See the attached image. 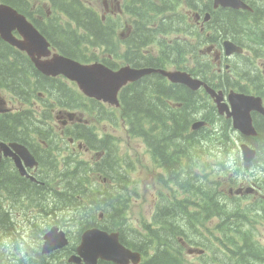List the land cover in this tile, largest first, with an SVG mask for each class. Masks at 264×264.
I'll return each instance as SVG.
<instances>
[{
	"label": "trees",
	"instance_id": "trees-1",
	"mask_svg": "<svg viewBox=\"0 0 264 264\" xmlns=\"http://www.w3.org/2000/svg\"><path fill=\"white\" fill-rule=\"evenodd\" d=\"M129 1V4H127V11L130 14L131 18L137 17L138 26L135 27V30L132 32L131 36L128 38V36L125 38L124 43H127L126 50L124 52V58L125 62L134 65L136 67H142L138 63L137 60H132L128 58L127 53L128 50L132 47H136L139 49V44L141 42H145L141 33H139L138 28H142L143 23L139 20L137 16V5L139 7L145 6L144 0H127ZM178 0L177 4L179 3ZM203 1V0H200ZM23 2V0H21ZM52 6L57 9L60 13H64L69 21L68 23H62V19L59 14L55 13L54 16L50 17V22L46 24L45 21H42L41 23L38 20L33 19V23L41 30V32L49 38L51 41L52 39L46 35V33L52 34L53 38L57 41L58 38L61 37V35L64 34V32H68L69 30L72 33V37L66 42V47L63 49V53L71 58H75L83 63H91L96 61V56L94 53L88 54L86 50H88L90 45H101L102 47L105 45V39L103 36L108 37L114 36L113 39V49L112 54L113 56L116 54L115 50V43H116V31H112L111 29L105 28V21L102 20V17L98 14V12L93 9L91 5H87L83 0H51ZM137 3V5L134 4ZM207 10L211 12V20L207 23V26L209 28L216 27V30L221 32L222 37L227 35H234L238 36L240 30H245L247 32H250L251 34H256L258 31L255 28L249 27V21L251 19H256L258 15L251 14L249 12H246L247 15L242 16V14L236 10H228L225 12L224 10H212L211 4L209 2ZM185 4L187 6V9H194L197 10L189 0H185ZM13 6H16L17 9L26 14V9L22 10L20 6H18L17 0L12 4ZM147 6H149L147 4ZM52 9L54 10V8ZM153 11H158L159 13L164 12H170L168 9L164 6H160L159 8H155L150 6ZM27 15V14H26ZM28 16V15H27ZM56 16V18H55ZM29 17V16H28ZM142 17V16H141ZM178 17V16H177ZM30 18V17H29ZM74 18V20H73ZM169 18H172V21H169ZM180 20V18H178ZM177 20L176 16L174 15H168L164 19H161L160 21L166 22L169 26L173 24V22ZM182 20V16H181ZM245 21L246 25L245 28L242 29L240 23ZM70 22H74L75 27L71 26ZM149 26H151L154 21L153 19H149L146 21ZM184 22L185 25L193 27L194 30L198 33V35L201 33L200 28L196 25L190 24L188 22V15H184ZM136 23V22H135ZM46 30L44 27H47ZM176 26V23H175ZM193 37L185 34L183 38H175L173 39L176 43H179L181 46H183V51L185 52H192L196 53L195 49L190 46L189 41L192 40ZM76 40V41H75ZM3 42L4 44H2ZM79 47L76 49V45ZM53 43V41H52ZM54 44V43H53ZM162 44H165V41L162 40ZM0 45L7 46L11 50L13 47H11L9 44L1 40L0 38ZM197 46V45H196ZM147 46H145L146 48ZM160 47H162L160 45ZM112 48V47H111ZM144 48V50H145ZM140 52V51H139ZM141 53V52H140ZM142 54V53H141ZM204 56V55H203ZM206 57V56H205ZM10 57L5 55H0V64H2L5 69H2L0 67V76H2L4 79L2 81L6 82L7 79L10 81V76L25 80L28 82V79L25 76V70H19L18 68L15 69L13 64L9 61ZM15 61H21L20 56H15ZM11 60V59H10ZM23 61H29V59L26 57V60ZM103 63L110 67H114V65L117 67V65L111 61L109 58H103L101 60ZM242 62H236V64H240ZM31 64L28 62V65L26 66V69L31 70L32 67ZM172 65L176 66H183V70H187L190 72L195 73L193 67L187 66L186 63L175 62L172 63ZM1 66V65H0ZM152 66L155 68L164 67L161 61V56L159 54H155L153 52L145 53L143 54V67ZM212 63L210 61L201 63V72L203 74V78L207 80L209 77L207 75H211L210 77H217L219 78L222 76L224 79L221 80L225 84L230 83L226 82L228 79V72H223L222 75L218 73H214L212 71ZM243 70L242 76L249 77L250 75L254 74V72L258 75L257 71L253 70L251 66L241 65L240 66ZM8 68L15 69L14 72H11L9 74H5V72L8 70ZM3 70V71H2ZM241 70V71H242ZM212 71V72H211ZM262 73L259 74L261 76ZM226 78V79H225ZM251 85H253L252 90H249L246 93H253L259 96L264 97V79L260 77L259 83L249 82ZM225 84L222 85V87H227ZM233 87H236L239 85V83H231ZM19 87L16 89L17 93H20V89L23 88L21 93H25V96L30 95L29 91H25L24 83L17 84ZM63 96H67L66 88L63 87L62 90ZM71 96L74 97L75 100H84L85 102H94L93 99H88L87 97L83 96L77 89H72ZM79 96L82 99H78ZM120 102H121V110H122V117L127 123V129L129 134L141 138L146 146L148 147L151 154H154V151H160L161 162L167 166L173 175L170 173L167 174L164 170V175H162L163 181L166 183L171 184H177L178 186L183 188V183L187 182L193 187L194 192H196V195L199 196L202 192L200 189L202 187L201 182H193V178L190 177V175H186L182 168H181V161L178 157V154L169 155V146L166 141H172L175 142L179 139L183 140L184 142L193 141L197 138L200 140L202 139V133L201 130L199 131H191L190 126L193 121L197 120L196 118L199 117V114L202 111L208 110L210 111V108L212 107L213 113L217 114L215 106H209L206 102L208 99L207 95L202 91H194L188 88L185 85L182 84H169L167 80L157 73H151L147 74L142 77V79L135 81L133 83L128 84L125 86L121 92H120ZM169 99H175V103H170ZM97 103V102H96ZM183 103V107L180 106V104ZM99 104V103H97ZM102 106V105H100ZM89 108V107H88ZM212 113V112H211ZM31 119H37L32 116V114L27 113L26 111H18V112H12V111H5L0 112V139L3 138H14L18 135L25 138V136H31L34 133H38L35 131H28L25 129L27 120ZM227 121L229 125L226 124L225 128L222 130H225V136L222 134L223 132L220 130L217 132H209V128L205 129L206 132L209 135H204V137H207L211 142L213 139H217L220 143H223V150L228 151L229 148L227 146L230 144L228 141H232L231 136L236 137L235 133L233 132V128L230 125L229 119H224ZM254 124L256 126V135H250L249 137H246L245 140L250 143L254 148L257 150V158L253 162V164L260 163L262 164L259 158L264 156V115L255 113L253 116ZM38 121V119H37ZM174 125H178L181 129L178 130L174 127ZM38 126V122H37ZM85 126V125H82ZM85 130H77L75 132V135L78 138L85 139V142L87 141L93 149L101 150V148L98 146V143L96 142L97 139H95L94 135H88V132L86 129H89L93 132V129H90L88 127H83ZM157 128L160 130V138L156 141L154 137L151 136L152 130ZM33 138V137H32ZM104 140L110 141L111 139H107V137H103ZM224 138V139H223ZM36 141V138H33V141ZM242 140V139H241ZM244 141V140H243ZM112 143L116 144L114 139L111 140ZM242 142V141H241ZM238 141L236 139V142L233 141V147H237ZM182 146V150L186 147ZM178 150V148L176 149ZM175 151V150H174ZM196 151V150H195ZM118 155V154H117ZM200 155V154H197ZM36 156H40L38 152H36ZM222 157L224 159V162L227 161V153L225 152L222 154ZM202 158V156H201ZM43 158H41L42 160ZM106 155L101 158L99 162H101L100 166V172L104 173L105 175H110V177H114L108 170L110 169H116V170H122V174H118L117 177H119V181L122 184V191L121 189L112 183V188L108 189L104 192L97 191V193L94 195L95 200H91V203L93 204L91 211L88 214L82 215V213L85 212V209L81 208L78 209V212L81 213V216L79 217V222L81 227H79V232L82 231L87 227H92V225H95V221L97 216L100 213H105L102 217H99L97 220L96 226H99L105 230L113 231V230H119L121 232V241L126 246H132L133 249L142 251L145 255L143 261L141 264H186L185 261L182 259L181 254V245L177 238L179 236H182V232H185L184 229L190 228L191 230H194L197 225H199L201 222V226L204 225L203 222L206 219H209L212 215H217L221 218L222 222H220L217 226L218 232L224 237V243L222 246V250L230 249L231 255H243L244 256V264H247V259L250 253H258L259 245L256 240H254V232L251 230L255 226L252 224L251 228L246 230V228L243 225L238 224L237 220L231 215H236L237 213V206L244 207L245 204L242 203L241 199L233 198V200H222L221 197L224 196V192L222 189L219 188V186L222 184V182H225L226 179L229 178V176L224 173H218L216 178H209L207 179V192L204 193L206 196L203 199L205 202V205L200 209L199 211L191 212L187 211V205L185 201L177 202L171 199H168L167 197L161 196L159 198V201L156 205V209L153 216V222L155 225H157L156 228L150 229V231L142 232L138 228L132 227L127 217H125V214L128 212L131 202L133 201V193L134 191L131 189L132 186V179L130 177V171H129V164L127 163L124 165H120V168L118 166V162L116 159H110L108 162ZM240 159V158H239ZM43 161V160H42ZM105 163L104 167L102 164ZM158 166L161 167L160 162H158ZM240 165H249L244 164L240 159ZM98 165V162L96 163ZM4 168L8 169L10 172H12L18 180L14 183L6 184V180L8 179L7 173ZM162 168V167H161ZM163 169V168H162ZM68 170L67 166L63 167L62 171ZM86 170V171H84ZM75 172V178L73 180L75 181V184H69L67 183L63 188V193L61 191H58V195L60 193V196L64 198L65 201L70 200L73 198V206L74 210L77 209L78 205L85 206L87 204V201L85 199L80 200L77 198V192L80 194L81 197L86 196L83 193L82 188L84 187L86 183V179L90 181L91 179V173L88 172V168L85 169L83 167L75 168L72 170ZM182 172L181 175L176 176V174ZM199 171L197 168L195 169V172ZM84 174H82V173ZM235 176L240 175L239 172H235ZM231 173V172H230ZM229 174V172H228ZM197 175V174H196ZM175 176V177H174ZM86 177V178H85ZM197 177H199L197 175ZM100 178V177H99ZM101 179V178H100ZM101 180L98 185L100 184ZM254 184H257L256 182H253ZM29 181L27 179H24L18 175V172L15 170L13 165L9 163V161L6 158H0V239L4 238V234L8 231L6 228H9L6 220L7 216H10V212L6 208V205L3 206V199L5 197H13L16 200L15 193H13L14 190H17L18 194H21L22 191H29L28 188ZM127 192L128 194H124L123 192ZM188 197V195H187ZM193 198L188 197L187 203H189V200L191 201ZM76 200V201H75ZM17 201V200H16ZM78 201H80V204H78ZM255 201L252 204H249L245 207V210L250 214L251 221L252 216L255 214H258V216H264V200L261 197H258V204ZM40 206H44V203L41 202ZM214 214H210V210ZM239 211V210H238ZM243 214L238 215L239 220H243L245 212H242ZM111 216L112 218L108 220V217ZM4 223H3V222ZM156 222H162L163 226H158ZM186 223V227L183 228V224ZM252 223V222H251ZM14 230H20L16 226L14 227ZM142 235L141 238L143 240V246L141 243L137 241V236ZM233 238L237 240H233ZM232 243L231 244H229ZM169 245V246H168ZM255 247V248H254ZM39 248V246H38ZM69 253H71L72 248L69 247ZM152 249V254H149V250ZM166 250V251H165ZM34 254H39L40 259L34 258L33 256L26 262V264H50L49 262L53 263L54 258L56 259L54 264H67L63 258L59 259L57 253L53 252L51 254H42L39 250L33 252ZM168 258V260H167ZM0 259H4L0 261V264H25V261L22 259L10 256L5 254L4 252H0ZM99 264H114L111 262L106 261H100Z\"/></svg>",
	"mask_w": 264,
	"mask_h": 264
},
{
	"label": "rangeland",
	"instance_id": "rangeland-1",
	"mask_svg": "<svg viewBox=\"0 0 264 264\" xmlns=\"http://www.w3.org/2000/svg\"><path fill=\"white\" fill-rule=\"evenodd\" d=\"M51 1V0H50ZM87 5H91L96 9L97 12L102 14L106 17V15L112 16L113 19H110V22L105 23L106 27H112L114 30L117 29L116 37L117 42L115 43V46L117 48V56L118 58H111V61L116 63L117 65H123L125 62V58L121 53L124 49L122 44V38L123 34L126 33V29H123V27L119 26L121 25V21L117 20L119 19L116 17L121 12V3L122 0H83ZM46 0L37 1V4L42 7V10L44 11L46 8ZM145 6L147 4L149 6H152L154 8L160 7V0H144ZM52 8V5L48 6V9ZM181 16V14H180ZM124 18V19H123ZM141 21V18L138 17ZM122 19L127 20L129 19V16H127L125 13H122ZM120 21L119 23L115 21ZM169 21H172V18H169ZM179 21L181 22V25H179ZM176 23V26H175ZM174 27H177L179 30L178 32L182 33L183 35L187 34L189 36H192L194 39H196L191 31L193 30V27L187 26L182 22V20H175L172 24ZM241 28L244 29L246 22L243 21L240 23ZM146 27H150L149 25ZM145 27V28H146ZM154 30L158 29V26H151ZM182 29H184V32H182ZM213 33L220 34L221 32L216 30V27L214 26L212 28ZM70 34L71 31H68ZM205 34L207 32H204ZM1 34V33H0ZM178 33H175L173 36H177ZM242 39H244V36L239 35ZM1 40H5L1 35ZM170 38V37H168ZM60 41L62 40V37L58 38ZM76 41V40H75ZM191 47L195 48L196 51L198 49L195 47V42L189 43ZM76 45V42H75ZM79 47L76 45V49ZM88 54L94 53L96 56V61L102 62L101 60L103 58H108L113 56L112 49H107L104 46L101 45H90L88 50H86ZM258 50H255V48L250 47L249 54L250 56H253ZM161 56V60L165 61L167 67L169 69L171 68L172 63H175L179 60H182L183 63H189L191 62V59L193 58L194 53L192 52H185L183 50H170L167 53L164 52H158L155 54H159ZM246 54L247 51H246ZM248 57V55H247ZM246 57V58H247ZM200 59L203 62L209 61L207 57L201 55ZM210 59L212 60L211 63H213L214 59V53L210 55ZM255 63L258 61H254ZM216 65L215 63H213ZM247 66L253 67L252 64H248ZM197 71V70H196ZM228 81L230 83H239L242 86L246 85L245 92H248L249 90H252L253 85H251L245 77L237 76L235 74H232L231 72H228ZM211 75H207V77H210ZM40 78V76H38ZM257 76H254L253 78L256 80ZM260 79V78H259ZM212 81L214 84L219 83V79L217 77H213ZM71 83V82H70ZM2 98H7L9 96H6L4 91H0ZM24 106H26L29 103L38 102L42 105V108L35 112V116L37 119H31L27 120L26 124L28 131H35L38 130L40 127H42L40 130L43 131L44 128H46L48 124L52 127L53 131L50 130V134L45 132V134L41 135V140L36 142L35 147L39 149V153L41 154L42 158L46 161H50L48 163V166L42 167V170L38 171V178L41 180H45L42 183L43 190L36 191L35 183L37 181H32L28 187L30 190L25 192L22 191L21 194L15 193V198L13 197H5L3 199V206H5L7 203H9L8 211L10 212V216H7V224L10 226L9 228H6L8 231L6 234H4V238L8 237H15L18 238L19 235L22 233V231L27 228L29 231V234L31 238L38 242L39 251L42 244V236L44 233L49 230L52 226H59L60 228L64 229L66 232L68 231L72 243H77V238L79 236V227H81L79 222V217L81 216V213L78 212V209H85V212L82 213V215L85 216V214H88L91 211V206L93 205L91 203V200H95L94 195L97 193V191L104 192L108 189H111L112 183L118 186L122 191V184L119 181V177L111 178L110 175H105L104 173L99 171V168H97L95 162L99 159V155L87 150L82 142H79L77 140H72L71 142L69 139H72L74 137L73 134L64 135L67 128L60 123V120H67V117L65 116V111L58 107L55 99H53L51 96H16ZM214 102V100H213ZM10 105V102H8ZM208 105L212 104L210 100H207L206 102ZM8 106L6 105L5 108ZM94 111L93 116L88 115L85 112H78L76 116L73 117V119L81 118L85 120L88 124L92 125L95 129H93V134L95 135V138L99 140V147L105 152L107 161L110 159H116L118 162V166L124 163L126 165L129 164V168H131V179H132V186L131 189L134 191L133 193V201L131 202L130 208L128 212L125 214V217H127L129 224L132 227L138 228L140 231L145 232L150 231V229H154L157 227L152 220L154 216V207L155 204L158 202L160 198V194H162L163 197H167L168 199H173L177 202L185 201L187 205V211L195 212L199 211L205 205V202L202 198H204L206 195L204 193L207 192V179L209 178H216L218 173H224L228 171H235L242 174V176L236 180V178L231 179V183L228 182H222V184L219 186L220 189H222L225 192V196L223 197V200L227 199V193L229 189L232 190V188L239 189L241 192L249 193L248 190L250 189L251 193L253 192L254 196H261L264 200V161H261L262 164H250V165H240V159L244 163L242 158V152L240 149L241 140L238 141L237 147H233V141L236 142V137L231 136L232 141H228L230 144L227 146L229 148L228 151L223 150V143H220L217 139H213L211 142L207 137L204 135L207 134L206 130L204 132L202 131V139L196 137V139L189 142H184L183 140L179 139L175 142L172 141H166L165 143L168 144L169 149L168 153L169 155L178 154L180 156L181 161V168L183 172L186 175H190V177L193 178V182H197L199 179V182H201V185L203 189L201 188L200 191L202 192L199 196L196 195V192H194L193 187L187 182L183 183V188L178 186L177 184H171L166 183L163 181L162 175L163 171L170 173L171 170L165 166V164L161 163V160L159 158L160 150L157 154H150L146 146L144 145V142L141 138L135 137L131 134H129L127 129V123L124 120V118L121 116L122 112L121 110L117 109L118 112H114V115L112 114H105L99 111L95 107H91ZM100 109L106 110L108 108L107 105L99 106ZM118 108V107H115ZM73 110L70 109L69 112H72ZM210 111H202L199 115H203L205 117H211L212 124L209 127V132H219L220 130L223 132L222 134L225 136V130H222L226 126V122L223 118H219L216 116V113H213L212 107L210 108ZM49 115L51 116V119H49ZM34 116V117H35ZM35 117V118H36ZM227 119V118H226ZM76 121V120H74ZM72 120L67 121L68 126L70 127V122H74ZM211 121V120H210ZM38 122V126H37ZM47 122V123H46ZM230 125L232 127L233 125V119H230ZM152 130V128H151ZM57 132L61 134V136H57ZM160 130L157 128L153 129L150 133L152 137L155 138L157 141L158 138H160ZM209 135V136H213ZM53 135V136H52ZM39 137V136H38ZM103 137H112L115 139V141L118 143V146L111 141H105ZM75 138V137H74ZM224 139V138H223ZM43 140H46L47 142H51L50 144L55 145L59 150H54L56 152V155L60 157V160L52 159L50 160L49 156L47 155V151H44L43 148H45V142ZM84 141V140H82ZM187 145L183 150L182 146ZM50 147V146H49ZM49 147H47L49 149ZM178 148V150H176ZM175 150V151H174ZM196 150V151H195ZM58 152V153H57ZM118 152L120 155H117ZM177 152V153H176ZM227 153V159L228 156L231 153L236 154V161L237 166L233 168H229L227 161L224 162V159L222 157V154ZM200 154V155H197ZM73 157L72 159H69L68 157ZM202 156V158H201ZM48 157V158H47ZM68 158V159H67ZM240 158V159H239ZM260 160H264V156L259 158ZM67 161V162H66ZM158 162H160L161 167L163 169H160L158 167ZM245 164V163H244ZM53 165L54 169H53ZM87 165L89 166V169L98 173L100 176L91 177L90 181L86 179V183L84 187L82 188L84 195L81 197L80 194L77 192V198L80 200L85 199L87 201V204L85 206L78 205L77 209L74 210L72 207L73 203H66L65 200H63L57 193L53 192V188H58L60 190H63V187L69 183L74 185L75 181L73 180L72 170L75 168L83 167L87 169ZM105 163L102 164L104 167ZM67 166L68 170L62 171L63 167ZM49 167H51L49 169ZM198 169L199 171L195 172V169ZM109 172L111 174L116 175L122 174V170H116V169H110L108 168ZM86 171V170H84ZM258 172V173H257ZM75 173V172H73ZM82 173V172H81ZM180 174H176V176H179L182 174V172L179 171ZM83 174V173H82ZM199 177H197V175ZM84 175V174H83ZM249 175V176H248ZM260 176V177H259ZM175 177V176H174ZM253 177V178H252ZM49 178V179H48ZM86 178V177H85ZM101 180L100 184L98 185L99 181ZM259 180V181H257ZM240 182V183H239ZM252 182H257V184L260 186L259 190L257 191L255 189H252L250 186L252 185ZM58 184L61 186H58ZM34 186V187H31ZM64 191V190H63ZM61 191V193H63ZM52 192V196L54 197L49 198ZM124 194H128L127 192H123ZM187 194L193 198L191 201L189 200V203H187V199H185V196L187 197ZM254 196L250 197L246 200V202L253 201V199H256ZM230 200V199H229ZM76 201V200H75ZM40 202H43L45 206L41 207L38 204ZM78 204H80V201H78ZM246 204V203H245ZM237 206V213L236 215H231L237 220L238 224L244 225L249 224L252 225L255 222L254 228L251 230L254 232V238L256 242H258L259 245V252L253 253L249 255L248 264H264V216H258V214H255L251 216L250 214L245 210V207ZM210 210V207H209ZM239 210V211H238ZM89 212V213H88ZM242 212H245L243 220H239L238 215L243 214ZM210 214H214L210 210ZM98 218V216H97ZM96 218V219H97ZM108 218H112L109 216ZM210 218H213L210 220ZM209 219L205 220V228L208 230H211L215 227V225L218 226L220 222H222L221 218L219 216L212 215ZM252 222V223H251ZM158 226H163L164 224L161 222H156ZM17 227L20 230H14V227ZM165 226V225H164ZM183 228L186 227V223L182 225ZM185 232H182L183 236L186 238L181 239L184 250H182V258L187 262V264H215V261L219 264H242L239 263V259L237 258H231L223 253L222 246L224 243V237L218 232V234L210 233L211 231H206L202 228L201 225H197L194 230H191L190 228L184 229ZM142 235L137 236V241L142 244L143 246V240L141 238ZM180 238V237H179ZM178 239L179 242H181ZM80 238H78L79 241ZM189 239L191 242H189ZM186 242L188 246H186ZM78 244V243H77ZM74 245V244H73ZM207 246V253H203V255L198 254H192L189 255L187 252L188 247H199V246ZM202 248V247H199ZM255 248V247H254ZM66 252H58L57 255L59 259H62L66 262L65 258ZM149 254H152V249L149 250ZM146 254H144L145 256ZM38 258L39 254L32 253L31 257ZM147 256V255H146ZM4 260V259H0ZM56 259L54 258L53 263L49 262L50 264H54Z\"/></svg>",
	"mask_w": 264,
	"mask_h": 264
},
{
	"label": "water",
	"instance_id": "water-1",
	"mask_svg": "<svg viewBox=\"0 0 264 264\" xmlns=\"http://www.w3.org/2000/svg\"><path fill=\"white\" fill-rule=\"evenodd\" d=\"M223 6H228L229 0H217ZM217 3V4H218ZM216 4V5H217ZM243 4V3H242ZM232 6L237 8L241 6L239 0H233ZM243 7L245 5L243 4ZM18 28L24 39H17L11 33V29ZM0 33L2 37L10 44L16 46L20 50L26 51L35 61L37 68L43 74L50 76L64 75L68 79L77 82L79 88L90 97H95L99 100L109 102L119 106L118 99L121 88L130 82H134L143 76L158 72L154 68H133L131 66H123L119 69H111L103 63L85 64L73 58L65 57L59 54H54L48 60H39L34 57L36 53L50 54L48 43L41 33L27 20L23 15H18L11 8L0 5ZM226 54L230 55L234 51H239L238 48L230 49V44L226 43ZM163 74L171 80L182 82L185 86L193 90L204 86L206 90L213 96H216L211 88L203 81L193 79L185 72H167ZM222 95H218L216 101L220 113L226 112L233 117L234 128L245 135H250L255 132L252 125V119L249 113L252 110H262L259 98L251 97L250 100L243 94H231L229 101L234 108H238L240 113L236 116L230 113L227 104L221 103ZM1 104V101H0ZM246 155V161H251L256 155L254 149L242 145ZM1 152L5 156H10L14 159L16 166L22 174H25L23 161L28 166L37 164L33 154L24 146L18 144L7 145L0 144ZM44 244L42 253L47 254L59 247H67L69 242L65 234L59 227L55 226L48 231L44 236ZM190 253L193 250H189ZM201 253V251H197ZM99 260L115 262L116 264H138L140 261L139 253H131L120 241L118 232L103 231L97 227L87 229L82 234V241L77 248V252L72 254L70 261L73 264H81L83 261L86 264H98Z\"/></svg>",
	"mask_w": 264,
	"mask_h": 264
},
{
	"label": "flooded vegetation",
	"instance_id": "flooded-vegetation-1",
	"mask_svg": "<svg viewBox=\"0 0 264 264\" xmlns=\"http://www.w3.org/2000/svg\"><path fill=\"white\" fill-rule=\"evenodd\" d=\"M15 1L16 0H0V5L11 6L12 4H14ZM189 1L199 11L206 10L207 7H208V3L200 1V0H189ZM244 1L250 6L249 9H233V10H236V11L240 12L242 14V16L247 15L246 12L258 15L256 19H251L249 21L250 23L248 24L249 27L255 28L258 31V33L251 34L250 32H247L245 30H240L239 33H241V35L244 36V39H242L239 36L240 34L238 36L228 35V37H226L225 39L230 38L232 41H235V43H233L234 44V48L237 47L239 49V51L236 52V53H233V54H231L229 56H227L225 53H222L220 51L215 52L213 61L216 62V65H214L212 63V65H214L212 67V71L214 73H218V74L222 75L223 72H231L232 74H235L237 76H242L243 70H242V68L240 66L241 65L244 66L246 64L247 65L248 64H252L253 65L252 69L255 71L256 68L254 66V62H253V59H252V57L254 55L257 58L258 62L264 66V0H244ZM17 2H18V6H21L22 10L26 9L27 14L31 18H33L35 20H38L40 22V20L38 18L41 15V14L38 13V11L40 10V7L37 4H34L33 6H31L29 4L30 0H23V2H21V0H17ZM33 2L36 3V0H33ZM177 2H178V0H161L162 6L166 7L168 9V11H170L172 13V15L176 16L177 20H179L178 18H180V20H181V16H180V13H179V8H178V5H177ZM134 4L137 5V3H135V2H134ZM13 7H15L17 9L16 6H13ZM229 9H231V8H229ZM137 11H138L137 16L141 18V22L143 23L142 28H138L139 29V33H141V35H142V37H143L145 42H141V44H139V49L137 48V45H136V47H133V48L131 47L128 50V53H127L128 58H130L132 60H137L138 63L140 64V66L143 67V54H144L145 46H149L154 53H158V52L167 53L171 49L172 50H177V51L184 50L183 46H181L179 43H176L171 38H168L169 35H171L172 32H178L179 29L177 27H174L173 25L169 26L166 22H162V21H157V25H154V26H158L157 30H154L153 27H151V26L150 27H146V26H148V24L146 22L147 20L155 19V15H154L153 9L150 6L139 7L137 5ZM103 18L106 19L105 16H103ZM126 24H128V26L126 27V32L128 33L127 36L129 38L131 36L132 32L135 30V27L138 26L137 18L136 17L135 18H131L130 22L129 23L126 22ZM179 25H181L180 21H179ZM44 28L48 29V26L44 27ZM18 30H19L18 28H14L13 29V33L16 36L20 37ZM211 30H212V28H210L206 34L201 32L199 35H198L197 32L191 31L193 36L196 38L194 40H195L197 46L200 47V50H202L201 46H202L203 43L206 42V40H208L211 43H214V44L218 45L219 48H221L222 43H220V42L223 41L224 38L222 37L221 33L220 34H216V33H213V31H211ZM182 32H184V29H182ZM46 35L49 36L52 39V41H53L55 47L57 48V50H61L62 51L66 47V44L64 43L63 40H61V41L58 40L57 41L56 39H54L52 37L53 35L49 34V33H46ZM159 36L160 37L162 36V38L165 41L164 45L161 44L162 47L157 45L158 44L157 41H158ZM64 38L67 39V34L64 36ZM103 38L105 39V45L108 44L109 42H111L112 43V48H113L114 36H113L112 41L107 39V37H105V36H103ZM203 38H205V39L203 40ZM1 43L4 44L3 42H1ZM250 47H253V48H255V50H258V52H256L253 56H250V54H249ZM0 48H2V47H0ZM6 48L10 49L8 47H6ZM105 48L109 49L107 46H105ZM17 51L18 50L13 47L12 52H17ZM244 51H247L248 57H247V55L244 56ZM21 53L24 54L23 52H21ZM200 56H201V54L194 53L193 58L191 59L190 63L192 64V67L194 68L195 73L190 72V71H188V72H189L190 75H192L194 77H199V78L203 79V74L201 72L202 60L200 59ZM9 61H10L11 64H13L15 69L18 68L19 70H22V69L25 70V76L28 79V82H26L25 80L16 79V78H14L12 76H10V81H7L6 83L4 81L0 80V91H4L6 96H25L26 92H24V93H17L16 92L17 88L19 90V87L17 86V84L24 83L25 91L28 90L29 93H30V96H54V99H55L57 105L62 106V107L68 105V103L70 101V95H71L70 89L72 87V84L69 81H65L64 82V80H63L64 78L63 77H52V76H47V78L45 80H41L38 77V74L40 72L36 69L34 63H33L34 65H32L30 63L31 64L30 66L34 70V72H32V71L26 69V67L24 66L25 65L24 63L17 62V61H14L12 59L11 60L9 59ZM161 61H162V64H163L164 67H159L157 69H169L167 67L165 61H163V60H161ZM178 62H179V64L183 63L182 60H179ZM236 62H238V63L242 62V63L236 64ZM117 66H121V65H117ZM131 66L137 68L134 65H131ZM114 67L116 68L115 65H114ZM177 68L183 70V66H181V65L177 66ZM15 69L8 68V70L5 72V74H9L11 72H14ZM153 73L160 74L169 83L168 78L166 76H164L161 72H153ZM254 76H257L256 80L253 78ZM242 77H245V79L248 82L259 83L260 76H259V74L257 75L255 72H254V74L250 75L249 77H246V76H242ZM219 78H220V80L224 79L222 76H220ZM141 79L142 78H140V80ZM138 80H136V81H138ZM226 82H229V81L227 80ZM64 83H66L65 88H66L68 97L63 96V93H62L63 84ZM59 85H60V87H59ZM182 85H184V84H182ZM226 85L229 88H233L231 83H227ZM22 89L23 88H21L20 90H22ZM37 89H40V91L37 92ZM194 91H196V90H194ZM169 102L170 103H175L176 101H175V99H169ZM91 103H93V102H91ZM98 103L100 105L103 104L100 101ZM183 105H184L183 103L180 104V106H182V107H183ZM7 106H8V108L6 110L12 111L11 108H10L9 103H7ZM209 106H213V104H209ZM14 110L15 109L13 107V111ZM111 110H113V109H111ZM90 111L92 112L91 114L93 115L94 111L93 110H90ZM113 111L114 112H118L117 109H114ZM79 112H83V111H79ZM76 114H74V115L73 114H69V117H67V120H60L61 124L64 125L67 128V130L64 133V135H69L70 133L73 134V132L77 131V130L79 131V126H78L77 123H75L76 121L85 122V120H83V119H81L79 117L76 118V119H73V117L76 116ZM226 116L229 117L227 113H226ZM49 119H51V116H49ZM228 119H230V118H228ZM69 120H72V121L76 120V121L70 122L71 126L69 127L68 126V122H67ZM208 123L210 124L209 121H208ZM226 123H227V121H226ZM227 125H229V124L227 123ZM26 126H27V124H26ZM174 127L177 128L178 130L181 129L178 125H174ZM48 128L51 129V131H53V129L50 126V124H48ZM200 129H202V128H200ZM38 134H39V137L37 138V140L39 142L41 140L40 139L41 138L40 134L43 135V134H45V132H43V131L42 132H38ZM56 135L57 136H61V134H59L58 132H57ZM3 140L6 141L7 143L18 142V143L27 145V149L33 154L37 164H35L33 166H28L23 161L25 174H22L19 171L17 166L13 163L12 157L6 156L5 158L9 161V163L13 164L14 168L17 170V172L19 173L18 175L20 177H22L24 179H27L29 181V184L32 181H37L38 182V183H35V185H36L35 189L37 191L38 190V186L39 185L41 186V181H40L41 179L38 178V171L42 170V167L48 166V163L50 162V161H46L44 159H42L43 160L42 161V160L39 159L40 157L36 156V152L39 151V149L37 147H35L37 140L33 141V138L31 136H25V138H23V137H21L19 135L17 137H14V138H8V137L7 138H3ZM72 140H77V139L73 137L72 139H70V142ZM43 141L45 142V148H43V150L47 151V155L50 157L49 159L50 160H52V159L60 160V157H58L56 155V152L54 151V150H59V149L55 145L50 144L51 142H47L46 140H43ZM77 141H79V140H77ZM79 142H83V141H79ZM47 147H49V149ZM158 152L159 151H154L155 154H157ZM2 157L3 156L1 155V151H0V158H2ZM178 157L180 158V156H178ZM68 158L72 159L73 157L69 156ZM162 164H164V163H162ZM54 166L55 165H53V169H54ZM50 168L51 167H49V169ZM3 170H5V172L7 173V177H8V179L6 180V184L14 183V182H16L18 180V178L12 172H10L8 169L4 168ZM43 181L45 182V180H42V182ZM28 187H30V186L28 185ZM31 187H34V186H31ZM16 191L17 190H14L13 193L16 192ZM104 214L105 213H100L98 215V218L102 217ZM98 218L96 219V221L98 220ZM109 219H111V218H108V220ZM116 231H118V230H116ZM201 247H203V248H205L207 250V246L203 245Z\"/></svg>",
	"mask_w": 264,
	"mask_h": 264
},
{
	"label": "bare ground",
	"instance_id": "bare-ground-1",
	"mask_svg": "<svg viewBox=\"0 0 264 264\" xmlns=\"http://www.w3.org/2000/svg\"><path fill=\"white\" fill-rule=\"evenodd\" d=\"M252 7V6H251ZM253 9V8H252ZM73 20H74V18H73ZM75 21V20H74ZM107 28H109V29H111L112 31H114V29L112 28V27H107ZM213 28V27H212ZM212 31V30H211ZM67 34V39H65L64 38V36ZM61 37H62V40L64 41V43L66 44V42L72 37V34H70L69 32H64V34L63 35H61ZM226 37H228V35L227 36H224V39L226 38ZM107 39H109V40H111L112 41V39H113V37H111V36H108L107 37ZM105 46H107L109 49H113V48H111L112 47V43L111 42H109L108 44H106ZM104 46V47H105ZM0 47H2V48H0V55L2 56H5V55H7V56H9L10 57V59H12V60H14L15 61V56L17 55V56H20L21 57V61H17V62H21V63H24L25 65V67L28 65V61H23V60H26V55L25 54H22L21 52H19V51H17V52H12V50L11 49H7L6 47L7 46H4V45H0ZM58 51H60V52H62L63 53V50L61 51V50H58ZM231 55V54H230ZM99 63H103V62H99ZM103 64H105V63H103ZM1 66L0 67H2V69H5L6 67H4L2 64H0ZM158 70V72H161L162 74H163V72L165 71V69H157ZM168 70V69H167ZM30 71H32V72H34V70H33V68L30 70ZM186 74H188L191 78H195V79H199V80H201V81H204L203 79H201V78H199V77H194V76H192V75H190L189 74V72L188 71H186L185 72ZM164 76H165V74H163ZM38 76H40V79L41 80H45L46 78H47V76L48 75H46V74H43V73H39L38 74ZM2 79H4L2 76H0V80H2ZM169 80V84H183L182 82H177V81H173V80H171V79H168ZM7 81H9V79H7ZM6 81V82H7ZM5 82V83H6ZM130 83H133V82H130ZM130 83H128V84H130ZM127 84V85H128ZM126 85V86H127ZM22 91L20 90V93H21ZM248 94H250V95H254V96H259V95H256V94H253V93H248ZM0 96H3V95H1L0 94ZM28 96H30V95H28ZM216 98H218V96H215ZM234 111H235V114H236V116H238L239 115V113H240V110L238 109V108H234ZM234 111L231 109V111H230V113H234ZM216 116H218L219 118H223V119H226V115H225V117H221V116H219L218 114H215ZM229 116V115H228ZM228 118H232V116H229V117H227V119ZM197 120H195L192 124H191V126H190V130L191 131H199V129L200 128H202V129H200L201 130V132L203 131L204 132V130L205 129H207V128H209L210 127V125L212 124V119H211V117H205V116H203V115H199V117L198 118H196ZM211 120V121H210ZM230 120V119H229ZM208 121L210 122V124L208 123ZM225 122H226V120H225ZM81 130H85V129H81ZM87 130V132H88V135L87 136H90V135H94L93 134V132L91 131V130H89V129H86ZM75 132L76 131H74L73 132V135H74V137L77 139V140H79V141H82V140H84L85 141V139H81V138H78L76 135H75ZM236 132H239V130H236ZM256 131L254 132V133H252V134H250V135H256ZM70 134H72V133H70ZM204 134V133H203ZM208 134V133H207ZM250 135H247L246 137H249ZM94 137H95V135H94ZM246 137H244V138H242V142H241V144H240V149H241V152H242V158H243V161H244V163L245 164H249L250 165V163L248 162V161H246V155H245V153H244V149H243V147H242V145H246L248 148H250V149H254L255 151H256V158H257V150H256V148H254L250 143H248L246 140H245V138ZM96 139V138H95ZM244 140V141H243ZM97 143H99V140L97 139V141H96ZM1 143H5V144H7V145H10V144H18V145H21V146H24V147H26L27 148V145H25V144H21V143H18V142H12V143H7L6 141H4L3 139H0V144ZM98 146H100L99 144H98ZM0 151H1V149H0ZM38 154H40L39 152H38ZM40 158V160H41V158H42V156H41V154H40V156H39ZM159 157H161L160 155H159ZM262 157V156H261ZM161 160V159H160ZM113 169V168H112ZM258 173V172H257ZM72 175H73V178H75V173H73L72 172ZM114 175V174H113ZM117 175H118V173L116 174V175H114V178H116L117 177ZM249 176V175H248ZM260 177V176H259ZM111 178H113V177H111ZM253 178V177H252ZM41 181V186L39 185L38 186V190L37 191H39V190H43V187H42V180H40ZM257 181H259V180H257ZM240 183V182H239ZM257 183V182H256ZM64 188V187H63ZM63 191V190H62ZM63 200H64V198L63 197H61ZM70 202H74L73 201V198H71L70 200H68V201H66V203H70ZM93 206V205H92ZM91 206V207H92ZM95 223V225H92V226H96V224H97V221H95L94 222ZM161 223V222H160ZM185 224V223H184ZM89 227H87V228H85L84 227V231H86L87 229H88ZM61 229V231L65 234V236H66V238H67V240H68V242H69V245H70V247L72 248V251H71V253H69V250H70V248L68 249V248H66V247H59V248H56L55 249V253H58V252H66V254H65V258H66V263L67 264H73V262L72 261H70V257L72 256V254H74V253H76L77 252V248L79 247V245H80V243H81V240L79 239V241H78V238H80L79 236H78V238H77V243H72V240H71V236H70V234H69V232L67 231H65L64 229H62V228H60ZM116 230H114V232H115ZM116 232H118V231H116ZM74 244V245H73ZM169 246V245H168ZM128 250L131 252V253H139L140 254V261L138 262V264H141L142 263V261H143V259H144V253L142 252V251H139V250H136V249H133L132 248V246H130V247H128ZM166 251V250H165ZM167 260H168V258H167Z\"/></svg>",
	"mask_w": 264,
	"mask_h": 264
},
{
	"label": "clouds",
	"instance_id": "clouds-1",
	"mask_svg": "<svg viewBox=\"0 0 264 264\" xmlns=\"http://www.w3.org/2000/svg\"><path fill=\"white\" fill-rule=\"evenodd\" d=\"M227 164L229 168L233 169L237 166L235 153H231L228 156ZM35 251H38V242L31 238L27 228L22 231L18 238L8 237L0 239V252L18 257L25 261V264Z\"/></svg>",
	"mask_w": 264,
	"mask_h": 264
}]
</instances>
